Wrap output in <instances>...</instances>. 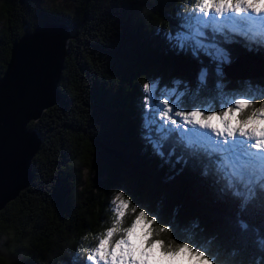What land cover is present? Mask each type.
I'll return each mask as SVG.
<instances>
[{"label": "trees", "instance_id": "1", "mask_svg": "<svg viewBox=\"0 0 264 264\" xmlns=\"http://www.w3.org/2000/svg\"><path fill=\"white\" fill-rule=\"evenodd\" d=\"M190 1L0 0V77L25 28L64 22L75 35L67 42L60 101L27 125L41 143L31 159L29 185L0 210V264H69L78 248L88 255L86 249L111 227V202L121 190L132 199L121 227L138 214L133 206H148L159 216L152 239L165 247L181 242L174 225L159 231L171 223L173 205H182L180 220L199 216L210 226L222 224L226 207L214 203L187 171L163 183L168 169L142 151L140 138L143 85L150 74L195 87L199 65L169 51L163 37L175 30L177 10L187 12ZM242 53L236 46L234 55ZM226 78L232 90L243 79L264 82V72ZM161 197L163 211L157 209Z\"/></svg>", "mask_w": 264, "mask_h": 264}, {"label": "snow or ice", "instance_id": "2", "mask_svg": "<svg viewBox=\"0 0 264 264\" xmlns=\"http://www.w3.org/2000/svg\"><path fill=\"white\" fill-rule=\"evenodd\" d=\"M177 19L163 37L169 51L199 65L195 87L180 78L171 86L161 87L159 78L144 83L142 151L168 169L163 183L192 174L214 203L226 207L223 222L180 220L182 205H173L171 223L159 231L174 225L181 242L165 247L152 239L159 216L148 206H133L138 214L121 227L132 205L121 190L111 202V227L90 254L82 257L78 248L69 264H264V82L247 78L229 90L225 71L237 58L236 46L264 59V0H202L190 11L178 9ZM248 108L251 114L238 118ZM165 206L161 197L157 209Z\"/></svg>", "mask_w": 264, "mask_h": 264}, {"label": "water", "instance_id": "3", "mask_svg": "<svg viewBox=\"0 0 264 264\" xmlns=\"http://www.w3.org/2000/svg\"><path fill=\"white\" fill-rule=\"evenodd\" d=\"M74 36L66 23L47 22L32 31L25 28L11 45L0 77V210L30 183V163L41 137L27 125L60 101L58 82ZM262 64L261 58L242 53L226 67V76L259 73Z\"/></svg>", "mask_w": 264, "mask_h": 264}, {"label": "rangeland", "instance_id": "4", "mask_svg": "<svg viewBox=\"0 0 264 264\" xmlns=\"http://www.w3.org/2000/svg\"><path fill=\"white\" fill-rule=\"evenodd\" d=\"M56 2H58L59 4H63V3H69V4H72V1L73 0H55ZM200 2H202V0H193V1H190V2H188V8L187 9H185L186 11H190V10H192L194 7H196V6H198V4L200 3ZM197 10H198V8H197ZM261 72H264V68H262L261 69ZM256 74V72L255 71H246L245 73H242V74H240V75H238L237 73H235V74H233V75H236L237 77L238 76H241V77H248V76H253V75H255ZM155 78H159L160 79V77L159 76H154V75H149V77L146 79V81L144 82V83H146V82H149L150 83V86H151V80H153V79H155ZM174 78H177V77H170V79L168 80V82L166 81V82H161V79H160V86L161 87H163L164 85H168V86H171V81L174 79ZM195 78H196V76H195ZM181 79V78H180ZM144 96H145V93H144V95H143V97L142 98H144ZM142 101H143V99H142ZM255 107V106H254ZM258 107H260V106H256L255 108H258ZM220 109L219 108H217V111H219ZM246 110H248L250 113H248L247 114V116L248 115H250L251 114V111L253 110V108H248V109H246ZM244 114V112L243 113H241V114H239V116H238V118H240V119H245V118H242V115ZM247 116H246V118H247ZM117 194V193H116ZM115 197V196H114ZM113 197V198H114ZM113 200V199H112ZM135 218V217H134ZM133 218V219H134ZM132 222V221H131ZM131 222H130V224H128V226H130L131 225ZM127 226V227H128ZM118 234H120V233H118ZM116 235L113 239L115 240V239H118V238H120V236L119 235ZM121 235H123V233H121ZM98 243V242H97ZM90 253V249H86V254H89Z\"/></svg>", "mask_w": 264, "mask_h": 264}, {"label": "bare ground", "instance_id": "5", "mask_svg": "<svg viewBox=\"0 0 264 264\" xmlns=\"http://www.w3.org/2000/svg\"><path fill=\"white\" fill-rule=\"evenodd\" d=\"M262 66H264V64H262ZM262 68H264V67H262ZM258 69V68H257Z\"/></svg>", "mask_w": 264, "mask_h": 264}, {"label": "clouds", "instance_id": "6", "mask_svg": "<svg viewBox=\"0 0 264 264\" xmlns=\"http://www.w3.org/2000/svg\"><path fill=\"white\" fill-rule=\"evenodd\" d=\"M0 259H2V258H0Z\"/></svg>", "mask_w": 264, "mask_h": 264}]
</instances>
